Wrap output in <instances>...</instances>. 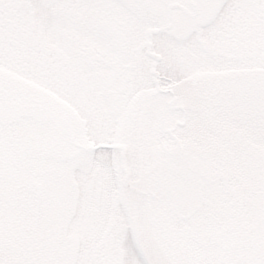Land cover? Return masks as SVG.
I'll list each match as a JSON object with an SVG mask.
<instances>
[{"label":"snow or ice","instance_id":"snow-or-ice-1","mask_svg":"<svg viewBox=\"0 0 264 264\" xmlns=\"http://www.w3.org/2000/svg\"><path fill=\"white\" fill-rule=\"evenodd\" d=\"M0 264H264V0H0Z\"/></svg>","mask_w":264,"mask_h":264}]
</instances>
